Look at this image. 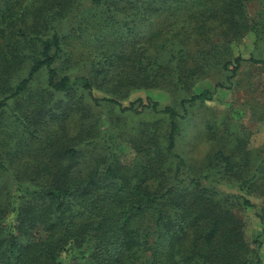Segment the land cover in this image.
I'll return each instance as SVG.
<instances>
[{"label":"trees","instance_id":"obj_1","mask_svg":"<svg viewBox=\"0 0 264 264\" xmlns=\"http://www.w3.org/2000/svg\"><path fill=\"white\" fill-rule=\"evenodd\" d=\"M248 2L0 0V199L13 193L0 203V264H251L233 205H257L220 185L239 174L241 190L258 191L264 226V157L253 164L239 154L242 135L211 122L208 139L228 137V151L196 173L179 151L191 106L245 60L264 68V56L235 53L248 34L264 37V0L254 14ZM211 69L226 81L191 91ZM142 88L177 104L121 102ZM105 107L161 114L144 123L135 171L118 162Z\"/></svg>","mask_w":264,"mask_h":264},{"label":"rangeland","instance_id":"obj_2","mask_svg":"<svg viewBox=\"0 0 264 264\" xmlns=\"http://www.w3.org/2000/svg\"><path fill=\"white\" fill-rule=\"evenodd\" d=\"M259 3V0H249L248 5L252 14L260 8ZM235 53H240L244 58L251 56L263 57L264 37L257 38L254 33L248 34L239 47L235 49ZM45 75V73H41L37 76L32 84V90L36 91L44 86L46 83ZM198 78L195 87L191 91L216 86L220 81L225 82L227 72L211 69L201 72ZM227 84L228 87L218 86L212 100L189 108V117L180 134L182 140L180 139L179 143V151L187 159L185 169L188 167V171L195 170V173L199 172L200 168L208 161L210 152L213 153L219 147H225L227 150L231 146L228 137L217 138L212 142L208 139L207 124L209 122L216 127L218 134L223 135L225 133L234 141H236L237 136L242 135L240 140L243 142L240 145L242 151H239V154L244 157L247 155V158L253 164L256 165L260 158L264 157V68L245 60L237 77L233 78L230 84ZM94 93L97 97L104 94L101 89H95ZM149 96L158 100L162 106L166 104L175 106L177 104L175 99L177 97L167 90L143 88L134 90L129 97L122 99L121 102L124 105H129L131 101L139 97L146 101ZM107 108L105 107L104 111L107 110L106 114L110 121L108 136L117 153L118 162L125 164V166L130 165L134 168L131 171H135L137 167L135 168L134 165L140 163V160H144L138 150L140 146L144 145L145 141L144 130L146 127L144 123L148 122L152 125L153 122L161 119V114L152 110L145 113H135L134 110L121 112L119 107L115 110ZM95 109L97 113L101 111L100 107ZM6 114L2 117L4 118ZM8 121V119H3L0 124L1 130ZM161 123L164 127V122ZM8 134L10 133L7 132ZM0 136L3 137L1 133ZM173 161L176 163V160ZM0 180L2 181L1 177ZM241 180L239 174H235L228 177L220 187L224 191L244 195L257 205L244 206L236 203L233 205V209L243 223L246 240L252 249L249 253L251 264H264V226L258 215L262 199L257 193L258 191H253L255 192L254 195H249L247 191L241 190L236 184ZM12 194V192L9 193L5 190L0 203L3 204L9 201Z\"/></svg>","mask_w":264,"mask_h":264}]
</instances>
